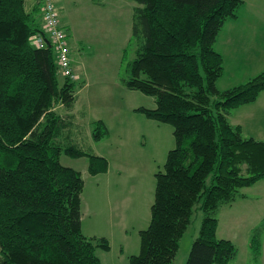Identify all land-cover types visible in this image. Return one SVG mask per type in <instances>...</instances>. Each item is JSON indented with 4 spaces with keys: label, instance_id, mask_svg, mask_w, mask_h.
I'll use <instances>...</instances> for the list:
<instances>
[{
    "label": "trees",
    "instance_id": "1",
    "mask_svg": "<svg viewBox=\"0 0 264 264\" xmlns=\"http://www.w3.org/2000/svg\"><path fill=\"white\" fill-rule=\"evenodd\" d=\"M132 1L139 5L131 16L136 50L122 84L154 98V109L134 111L171 126L174 147L153 175L149 222L128 264H171L194 211L202 219L185 264H228L238 249L217 238V210L264 180V141L243 137L228 119L264 92V70L236 86H217L224 66L214 45L243 1ZM43 2L26 8V0H0V264H101L97 251L108 252L109 242L83 234L84 182L59 157H86L91 176L106 173L108 162L59 142L72 116L56 107L72 109L76 79L61 75L49 42L33 46L36 35H45ZM91 134L105 137L104 123L94 121ZM260 233L256 226L248 243L254 259Z\"/></svg>",
    "mask_w": 264,
    "mask_h": 264
},
{
    "label": "rangeland",
    "instance_id": "2",
    "mask_svg": "<svg viewBox=\"0 0 264 264\" xmlns=\"http://www.w3.org/2000/svg\"><path fill=\"white\" fill-rule=\"evenodd\" d=\"M42 1L26 0V8ZM51 1L69 34L71 68L76 75L72 109L67 112L59 105L56 107L57 111L72 116V125L62 133L59 142L78 144L82 150L105 158L108 170L105 175L91 176L86 157L71 158L64 153L59 162L78 171L84 182L80 205L83 234L109 236L113 241L110 252L97 251L101 264H128V256L138 253V232L149 222L153 175L163 170L166 153L174 147L171 126L134 111L154 109V98L128 90L122 84L126 65L135 57L131 16L133 8L139 5L132 0ZM242 1H249L255 10L252 15L255 35L243 45L239 58L233 42L219 41L217 48L214 46L223 55V78L217 85L221 90L244 83L264 70V0ZM242 12L243 8L237 12V27L241 25ZM246 57L256 64H246L243 61ZM230 114L231 123L241 124L243 137L264 141V92L255 102L235 108ZM99 120L104 123L107 135L94 140L92 123ZM239 192L244 199L240 197L217 210V238H230L236 244L238 252L232 264H264V180ZM201 219L202 212L194 211L171 264H185ZM256 226H261V254L254 259L244 248L247 250L246 244ZM119 243L126 246L123 254L118 251Z\"/></svg>",
    "mask_w": 264,
    "mask_h": 264
},
{
    "label": "crops",
    "instance_id": "3",
    "mask_svg": "<svg viewBox=\"0 0 264 264\" xmlns=\"http://www.w3.org/2000/svg\"><path fill=\"white\" fill-rule=\"evenodd\" d=\"M248 4V5H247ZM243 8V12L241 14V25L239 27H237V24L239 22V13H238V16L236 19H232L230 20L231 23H229L226 26V23L225 25L223 26L222 30L220 31V33L218 34L217 36V39H216V42H215V48H217V44L218 42L220 41L222 44L223 43H228V42H233L234 43V51H235V54L238 55V58L239 57H242V53H243V45H245L246 43H248L251 39H253L254 37V29H255V21L253 20L252 18V15L255 14V10L254 8L252 7V5L249 3V1L246 3L243 1V5L241 7V9ZM251 9V10H249ZM240 34L238 35L237 33ZM214 48V49H215ZM217 52H219L217 49H216ZM221 54V52H219ZM222 55V54H221ZM223 56V55H222ZM249 58V57H248ZM248 58L246 57L245 59H243V61L248 64L249 66H252V65H255L256 63H254L252 60H250V64L248 62ZM72 64V62H71ZM264 66V64H263ZM72 69H73V66H72ZM223 76V75H222ZM218 80V84L217 85H220L221 81H222V77ZM231 115V114H230ZM230 117V116H229ZM233 124V123H231ZM233 125H239L241 127V131H243V128L241 126L240 123H234ZM100 175H105L104 174H99V175H96V176H100ZM153 194H154V191H153ZM244 199V198H243ZM152 204V203H151ZM149 216H150V208H149ZM139 233V232H138ZM127 233L125 232V235ZM218 230L216 231V235L218 237ZM125 235L123 236V238H125ZM86 236V235H85ZM91 236H95V237H104L105 239H107V241L109 242V245H110V248H109V251L111 250L112 246H113V241L112 239L109 237V236H104V235H95L93 233H91L90 235H87V237H91ZM139 236V235H138ZM228 240L232 241L230 238H228ZM124 241V239L122 240ZM236 245V244H235ZM263 246V253H264V242L262 244ZM125 245L123 243H119V249L118 251L123 254L124 253V249H125ZM246 248L247 250L244 248V251L246 252H250L249 251V247H248V244H246ZM136 249H139V247L137 246ZM245 252V253H246ZM133 255V254H132ZM131 256V255H130ZM129 257V256H128ZM262 257L263 254H262ZM235 260V259H233ZM232 264V261L229 262ZM228 263V264H229Z\"/></svg>",
    "mask_w": 264,
    "mask_h": 264
},
{
    "label": "built area",
    "instance_id": "4",
    "mask_svg": "<svg viewBox=\"0 0 264 264\" xmlns=\"http://www.w3.org/2000/svg\"><path fill=\"white\" fill-rule=\"evenodd\" d=\"M43 34L34 37L32 43L34 47L43 48L49 42L55 50L56 61L62 76H67L71 80L76 79V75L71 68L69 57V46L66 31L61 25L59 16L51 0H44L41 6Z\"/></svg>",
    "mask_w": 264,
    "mask_h": 264
}]
</instances>
